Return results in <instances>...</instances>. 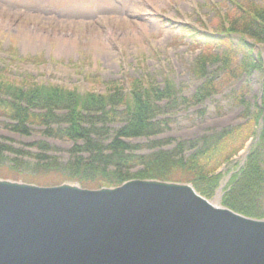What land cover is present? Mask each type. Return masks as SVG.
Masks as SVG:
<instances>
[{
	"label": "trees",
	"instance_id": "1",
	"mask_svg": "<svg viewBox=\"0 0 264 264\" xmlns=\"http://www.w3.org/2000/svg\"><path fill=\"white\" fill-rule=\"evenodd\" d=\"M192 33L207 47H220L224 43L227 48L221 55L198 56L191 71L200 83L189 96H178L177 87L167 78L162 88L153 84L143 87L139 80L133 79L130 91L118 95L117 85L114 91L109 88L103 94H80L0 74V117L9 121L6 124L9 130L28 135L31 127L40 126L49 137L74 142L64 163L38 150L27 153L35 161H22L16 156L23 154L21 150L0 142V178L39 186L74 182L89 189L118 186L129 179H158L190 183L199 194L211 199L223 179L217 170L258 135L242 167L223 187L221 204L245 216L264 218L259 203L264 199V61L260 53L253 55L254 46L264 43V1H233L232 9L218 17L214 32ZM207 60L221 62L220 77L207 74ZM254 69L262 74L260 103L250 105L242 91L228 96L233 106L243 108L244 122L196 140L177 142L170 149H164L165 142L160 140H151L145 146L126 141L153 136L166 129L167 121L157 118L158 102L168 99L172 108L201 104L221 93L231 78ZM118 106H122L120 111ZM119 121L121 125L109 129L108 124ZM31 145L48 150L44 142ZM143 147L146 152H142Z\"/></svg>",
	"mask_w": 264,
	"mask_h": 264
},
{
	"label": "rangeland",
	"instance_id": "2",
	"mask_svg": "<svg viewBox=\"0 0 264 264\" xmlns=\"http://www.w3.org/2000/svg\"><path fill=\"white\" fill-rule=\"evenodd\" d=\"M233 1L264 0H0V74L80 94H103L109 88L114 91L117 85L118 95L130 91L133 79L143 87L153 84L162 88L167 78L177 87L178 96H189L200 83L191 71L198 56L221 55L227 48L224 43L207 47L192 31L207 35L214 32L218 17L232 9ZM263 46H254V57L264 52ZM206 72L220 77L221 62L207 60ZM261 75L259 69H254L231 78L221 93L198 105L172 108L164 99L158 102L157 118L167 121L166 129L126 141L145 146L151 140H160L165 142L164 149H170L177 142L196 140L242 123L243 108L233 106L228 96L242 91L250 105L258 103ZM8 123L0 117V142L21 150L23 154L16 155L20 160L35 161L27 153L37 150L62 163L69 159L73 141L49 137L40 126L22 135L9 130ZM121 124L119 121L108 127ZM38 142L47 144L48 150L31 145ZM243 152L217 170L223 175L220 183L242 167ZM259 203L264 210V199Z\"/></svg>",
	"mask_w": 264,
	"mask_h": 264
},
{
	"label": "water",
	"instance_id": "3",
	"mask_svg": "<svg viewBox=\"0 0 264 264\" xmlns=\"http://www.w3.org/2000/svg\"><path fill=\"white\" fill-rule=\"evenodd\" d=\"M227 180L208 199L158 179L89 189L0 178V264H264V219L221 204Z\"/></svg>",
	"mask_w": 264,
	"mask_h": 264
},
{
	"label": "bare ground",
	"instance_id": "4",
	"mask_svg": "<svg viewBox=\"0 0 264 264\" xmlns=\"http://www.w3.org/2000/svg\"><path fill=\"white\" fill-rule=\"evenodd\" d=\"M142 28H143V29H146L145 26H143ZM130 31H131V32H130L131 35H134V34L136 33V32L134 31V29H131ZM111 33H112V32H111ZM137 36H138V35H137ZM137 36L135 35L134 37H137ZM134 37H133V38H134Z\"/></svg>",
	"mask_w": 264,
	"mask_h": 264
}]
</instances>
